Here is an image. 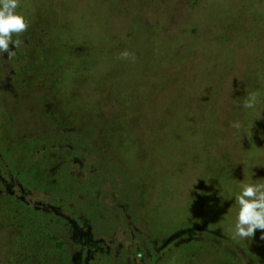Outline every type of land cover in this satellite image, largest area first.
Listing matches in <instances>:
<instances>
[{
	"label": "rangeland",
	"instance_id": "374dc122",
	"mask_svg": "<svg viewBox=\"0 0 264 264\" xmlns=\"http://www.w3.org/2000/svg\"><path fill=\"white\" fill-rule=\"evenodd\" d=\"M17 11L28 30L0 54V264H28L20 219L31 264H264L261 230L231 232L240 183H264V0Z\"/></svg>",
	"mask_w": 264,
	"mask_h": 264
},
{
	"label": "clouds",
	"instance_id": "9594fccd",
	"mask_svg": "<svg viewBox=\"0 0 264 264\" xmlns=\"http://www.w3.org/2000/svg\"><path fill=\"white\" fill-rule=\"evenodd\" d=\"M19 7L20 0H0V54L6 53L9 59L15 55L10 45L19 48L22 43L19 39L13 40V36L19 37L29 27L25 16L17 11ZM120 58L134 59V54L125 49ZM257 100L258 93H248L244 107L254 109ZM232 126L240 128L241 125L236 122ZM234 199L238 211L231 229L233 239H252L257 230H261L260 238L264 239V183L241 182Z\"/></svg>",
	"mask_w": 264,
	"mask_h": 264
},
{
	"label": "trees",
	"instance_id": "16d2710c",
	"mask_svg": "<svg viewBox=\"0 0 264 264\" xmlns=\"http://www.w3.org/2000/svg\"><path fill=\"white\" fill-rule=\"evenodd\" d=\"M7 225H9V228L13 227L14 225H17L14 227V229H15V232L18 231V234L20 233V235H18V237L15 236L14 239H16L18 243H20V248L23 249L24 252L27 251V256L25 260L28 262V264H31L32 263L31 260L36 258V254H37L36 252H39L37 243H35L36 237H34V233L31 230H29V228L25 227V224L22 219H20L19 223L17 224H7ZM0 231H2V229ZM13 244L14 243H12V245ZM9 249L10 247L8 249L7 248L5 249L4 257L7 258L9 256V257L14 258L13 250L12 249L9 250ZM20 257L21 256H19V259H21Z\"/></svg>",
	"mask_w": 264,
	"mask_h": 264
}]
</instances>
